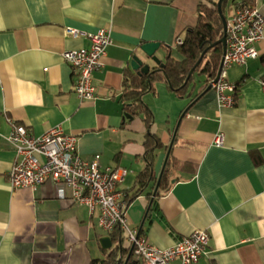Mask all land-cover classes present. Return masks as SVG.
Instances as JSON below:
<instances>
[{
  "label": "crops",
  "instance_id": "0c3cea01",
  "mask_svg": "<svg viewBox=\"0 0 264 264\" xmlns=\"http://www.w3.org/2000/svg\"><path fill=\"white\" fill-rule=\"evenodd\" d=\"M208 1L217 0H0V264H92L107 252L99 238L109 235L96 212L57 197L50 181L34 190L10 187L8 172L18 158L6 140L10 120L76 135L82 157L99 153L102 165L129 170L120 187L130 193L146 163L147 128L142 114L124 118L125 80L138 74L130 61L138 56L154 66L140 50L148 41L160 43L161 61L167 54L181 59L175 41L196 24L198 4ZM254 3L264 17V0ZM99 29L109 31L111 42L92 74L94 98L80 101L62 52L88 47L87 34ZM256 50L225 71V80L238 84L233 105L219 107L213 89L193 101L206 88L202 74L183 97L161 80L141 96L151 111L150 131L163 143L154 150V175L177 123L170 151L186 164L170 172L169 191L152 202L142 226L152 181L127 205V221L161 248L205 229L206 252L195 264H264V29Z\"/></svg>",
  "mask_w": 264,
  "mask_h": 264
},
{
  "label": "built area",
  "instance_id": "2783aa9c",
  "mask_svg": "<svg viewBox=\"0 0 264 264\" xmlns=\"http://www.w3.org/2000/svg\"><path fill=\"white\" fill-rule=\"evenodd\" d=\"M226 20V49L222 55L221 72L215 82L210 80L219 107L235 102V84L225 80V71L232 66L244 65L248 58L257 56L256 43L264 29V17L256 4L238 3ZM66 30L72 36L80 34L75 28ZM87 36L90 39L88 47L62 52L75 76L74 92L80 101L94 98L92 74L102 65L106 47L111 42L107 29H99ZM182 41L178 37L175 44ZM261 84L264 89V79ZM10 122L6 140L18 156L8 172L11 188L34 190L46 181L52 182L57 197L85 204L90 213L96 212L97 225L101 230L111 232L118 228L127 246H132L133 257L142 264H171L174 261L177 264H195L206 252L209 234L205 229H194L171 246L161 248L151 244L136 227L129 226L127 204L120 187L129 172L126 167L102 165L99 153L91 158L82 157L77 151L76 135L65 133L58 125L30 129L22 123ZM214 139L216 144H221L222 134Z\"/></svg>",
  "mask_w": 264,
  "mask_h": 264
},
{
  "label": "trees",
  "instance_id": "16d2710c",
  "mask_svg": "<svg viewBox=\"0 0 264 264\" xmlns=\"http://www.w3.org/2000/svg\"><path fill=\"white\" fill-rule=\"evenodd\" d=\"M217 1L201 2L197 7V21L194 27L187 31L184 35L181 44L176 45L177 51L182 55L181 59H176L173 56L167 54L164 61L163 72L155 71L149 76L142 74L130 75L125 80V86L120 97L125 113L142 114L143 120L146 123L145 141L146 145V163L144 168L138 172L135 177V182L130 187V193L124 196L126 204L134 200L142 190L146 187L149 181H152V190L157 182V177L154 175L153 165L156 153L154 150L158 147H162L163 143L150 131V122L152 119L151 111L144 104L141 96L146 91L154 89V83L156 81H164L171 92L176 96L183 97L188 93V86L192 82L194 75H204L207 85L212 80L219 67L220 59L222 56L221 44H215L209 47L200 63L194 67L193 73L184 84L188 71L194 66L195 62L199 58L201 52L206 49L209 43H213L222 36V21L217 11ZM245 3L248 5H254V0H226L222 5V13L226 16V12L231 11L238 3ZM157 66H154L156 68ZM206 85V86H207ZM238 84H235L234 96H237ZM165 146L164 148H167ZM184 162L178 161L173 158L170 151L166 160L164 169L160 176L158 187L155 193V199L169 191L171 187L170 172L177 168L184 166ZM152 191L147 193V197L150 199ZM139 232L140 229H139ZM120 230L114 229L109 232L111 240L114 242L113 248L107 250L105 255L101 258L92 260V264H113L117 257V241L119 239ZM116 242V243H115ZM123 252H127L129 246L124 247V237H121ZM133 255H131L132 257ZM130 257L127 264H137L138 260H132Z\"/></svg>",
  "mask_w": 264,
  "mask_h": 264
},
{
  "label": "water",
  "instance_id": "95a60500",
  "mask_svg": "<svg viewBox=\"0 0 264 264\" xmlns=\"http://www.w3.org/2000/svg\"><path fill=\"white\" fill-rule=\"evenodd\" d=\"M224 2H226V0H217V2H216L217 11H218V14H219V16L221 18V21H222V36L219 39H217L216 41H214L213 43H209L208 47L201 52L199 58L197 59V61L194 64V66L188 71L186 79L184 81V84L187 82L188 78L193 73L194 67H196L200 63L205 51L209 47H211V46H213L215 44H221V46H222V55L225 53L227 20H226V17L224 16V14L222 13V5H223ZM159 46H160V43L158 41H148V42H145L142 45H140V50L145 55V57L147 59H149L150 61H152L154 63V66H157V67L156 68H154V66L151 67L149 63H144L143 60L140 59L138 56H134L132 58V60L130 61V63H131V66H132L133 69H138V74L149 76L150 74H152L155 71H162L163 72L164 62L161 61V59L156 55V51L159 48ZM221 68H222V56H221V59H220V63H219V67H218V70L216 72V75L213 78L214 82L219 78V75H220V72H221ZM211 86L212 85L209 82V84L206 86V88L199 95H197L193 101H195L197 98H199L205 92H207L210 89H212ZM187 110H188V107H186L184 109V111L181 113L180 117ZM129 115H130L129 113H125L124 118L130 117ZM177 125H178V123H177ZM177 125L175 127L174 134H175ZM174 134H173V136L171 138V141H170V143L168 145V148H167V151H166V154H165L162 166H161V170H160V172H159V174L157 176V182H156L155 187L153 189L152 195H151V197L149 199V202H148V205H147V209L145 210L144 217L142 219V222H141L140 226H142L145 217L146 216H150L148 211H149L150 206H151V204L153 202V199L155 197V193H156V190H157V187H158L160 176L162 174V170L164 169L166 160H167V158L169 156V152H170V148L172 146V141H173V138H174ZM121 237H122V234L120 233L119 234V239L117 241V257H116V259H115L113 264H127L129 259H130V257H131V255H132V246H130L128 248V250H127V254H126L125 258L123 259V253H122L123 252V247H122ZM99 243H100V245H101V247L103 249H107V250L113 248V246H114L109 235L101 236L99 238Z\"/></svg>",
  "mask_w": 264,
  "mask_h": 264
},
{
  "label": "rangeland",
  "instance_id": "374dc122",
  "mask_svg": "<svg viewBox=\"0 0 264 264\" xmlns=\"http://www.w3.org/2000/svg\"><path fill=\"white\" fill-rule=\"evenodd\" d=\"M229 14H230V10H229V12H228V11L226 12V16H227V18L231 15V14H230V15H229ZM227 18H226V19H227Z\"/></svg>",
  "mask_w": 264,
  "mask_h": 264
}]
</instances>
